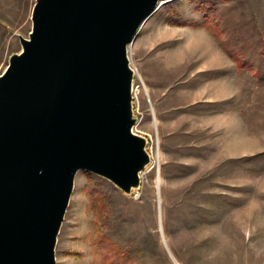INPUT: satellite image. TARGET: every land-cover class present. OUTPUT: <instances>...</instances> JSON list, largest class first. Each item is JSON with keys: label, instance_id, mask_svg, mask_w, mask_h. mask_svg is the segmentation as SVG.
I'll list each match as a JSON object with an SVG mask.
<instances>
[{"label": "rangeland", "instance_id": "374dc122", "mask_svg": "<svg viewBox=\"0 0 264 264\" xmlns=\"http://www.w3.org/2000/svg\"><path fill=\"white\" fill-rule=\"evenodd\" d=\"M36 0H0V75ZM141 187L79 172L57 264H264V0H169L129 46Z\"/></svg>", "mask_w": 264, "mask_h": 264}, {"label": "water", "instance_id": "95a60500", "mask_svg": "<svg viewBox=\"0 0 264 264\" xmlns=\"http://www.w3.org/2000/svg\"><path fill=\"white\" fill-rule=\"evenodd\" d=\"M164 1L36 0L0 75V264H57L79 172L140 189L129 46Z\"/></svg>", "mask_w": 264, "mask_h": 264}, {"label": "built area", "instance_id": "2783aa9c", "mask_svg": "<svg viewBox=\"0 0 264 264\" xmlns=\"http://www.w3.org/2000/svg\"><path fill=\"white\" fill-rule=\"evenodd\" d=\"M142 176V175H141Z\"/></svg>", "mask_w": 264, "mask_h": 264}]
</instances>
